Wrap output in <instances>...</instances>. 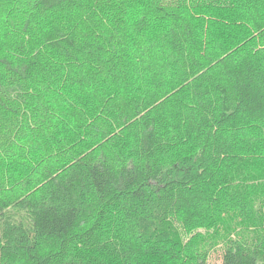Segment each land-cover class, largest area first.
Returning <instances> with one entry per match:
<instances>
[{
  "label": "trees",
  "instance_id": "1",
  "mask_svg": "<svg viewBox=\"0 0 264 264\" xmlns=\"http://www.w3.org/2000/svg\"><path fill=\"white\" fill-rule=\"evenodd\" d=\"M264 264V0H0V264Z\"/></svg>",
  "mask_w": 264,
  "mask_h": 264
},
{
  "label": "rangeland",
  "instance_id": "2",
  "mask_svg": "<svg viewBox=\"0 0 264 264\" xmlns=\"http://www.w3.org/2000/svg\"><path fill=\"white\" fill-rule=\"evenodd\" d=\"M221 258H222L221 248H217L216 250L211 252V255L208 260V264H221Z\"/></svg>",
  "mask_w": 264,
  "mask_h": 264
}]
</instances>
